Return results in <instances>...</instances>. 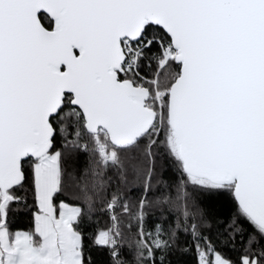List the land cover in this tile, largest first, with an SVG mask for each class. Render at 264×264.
Segmentation results:
<instances>
[{
    "label": "snow or ice",
    "instance_id": "obj_1",
    "mask_svg": "<svg viewBox=\"0 0 264 264\" xmlns=\"http://www.w3.org/2000/svg\"><path fill=\"white\" fill-rule=\"evenodd\" d=\"M0 264H264V0H0Z\"/></svg>",
    "mask_w": 264,
    "mask_h": 264
}]
</instances>
